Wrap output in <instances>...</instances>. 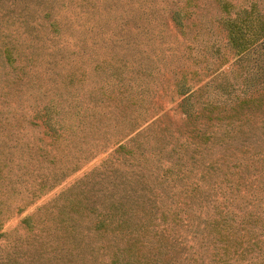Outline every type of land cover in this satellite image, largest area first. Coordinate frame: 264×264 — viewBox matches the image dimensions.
Returning a JSON list of instances; mask_svg holds the SVG:
<instances>
[{"label":"rangeland","instance_id":"374dc122","mask_svg":"<svg viewBox=\"0 0 264 264\" xmlns=\"http://www.w3.org/2000/svg\"><path fill=\"white\" fill-rule=\"evenodd\" d=\"M253 2L264 13V0H0V121L8 116L4 128L5 121L0 123V211L9 215L0 232L17 228L12 231L24 237L23 217L74 189L105 162L104 167L125 168L131 149L139 163L126 171L145 174L157 203L170 206L188 197L186 188L197 170H190L192 164L229 154L222 158L228 167L206 172L201 192L191 195L193 209L182 211L186 221L174 229L183 226L186 251L201 244L207 264L217 233L206 228L201 216L220 198L219 186L233 198L226 201L228 210L247 208V188L225 185V178L234 176L231 165L239 164L245 152L234 150L241 146L235 140L242 133L231 132L213 152L193 158L188 130L206 124L185 119L183 111H197L207 98L231 102L241 91L245 62L237 60L224 20ZM7 50L13 55L7 57ZM184 90L193 92L181 105ZM35 112H47L57 129L42 121L31 125ZM133 124L135 131L120 141L126 147L117 152L112 140ZM263 126L252 123L243 129H255L258 147L264 143ZM206 127L214 130L208 144L220 140L223 125ZM182 161L188 164L182 167L187 170L183 178L176 175L177 166L163 174L168 165ZM75 164L79 167L61 178ZM102 186L94 183L87 190ZM41 189L46 191L17 212L27 200L23 197ZM232 216L239 227V215ZM252 219V240L263 239L264 227L252 232L257 227ZM243 261L231 259L232 264Z\"/></svg>","mask_w":264,"mask_h":264},{"label":"trees","instance_id":"16d2710c","mask_svg":"<svg viewBox=\"0 0 264 264\" xmlns=\"http://www.w3.org/2000/svg\"><path fill=\"white\" fill-rule=\"evenodd\" d=\"M224 25L228 40L238 55L237 60L245 62L242 89L231 102L207 98L197 111L186 109L183 112L185 119L193 118L197 121L194 123L204 121L202 124H206L188 130L187 135L194 139L192 142L195 144L193 158V154H201L204 150L213 152L214 146L221 144L223 138L229 140L231 132L242 133L235 140L240 141L241 146L235 145L234 150L245 152V155L239 164L231 165L235 169L230 174L234 176L226 177L225 185L227 188L246 187L249 195L247 208L238 205V210L233 212L226 208V201L232 200V196L219 186L220 198H214L211 210L204 217L201 216L206 220V228L217 233L207 264H232L231 259L244 260L243 264H264V238L256 237L255 241L249 234L250 227L255 226L251 222L254 216L257 227L252 232L258 229L263 231L264 227V143L258 147L253 142L255 129L252 133V128L243 130L247 124H264V13L253 2L249 7H241L235 16H228ZM6 54L9 57L11 50H7ZM188 91L181 92L183 97L179 104L184 105V100L190 99L193 91L186 94ZM43 113L35 112L29 118V123L39 125L42 121V126L55 131L57 128L51 124L49 114ZM42 116L45 118L42 119ZM7 119L6 115L3 119L5 123L0 121L3 123L1 128H4ZM218 124L225 127L223 134L220 140L208 144L214 130L209 129L208 132V128L204 127ZM134 127L135 124L131 125L112 140V144H118L117 152L126 147L120 141L135 131ZM188 143L185 144L187 147ZM181 147H185L184 144ZM228 155L221 153L206 159L201 166L192 164L190 170H197L186 188L188 197L184 202L170 206L157 203V192L154 193L147 186L149 180L145 174L138 170L126 171L139 163L138 156L131 149L123 160L125 168L104 167L105 162L85 174L74 189L61 191L36 211L23 217L19 224L25 230L24 237L21 233L16 236L12 231L17 228L0 232V238L5 237L0 245V264H204L206 253H200L201 244L192 251H186V242L180 232L183 226L178 227L176 233L174 229L186 221L182 211L193 209L191 195L201 192L207 178L206 172L218 170L222 164L228 167L222 160ZM174 164L163 169V174L177 166L174 168L176 175L183 178L187 171L182 168L185 163ZM78 167L79 164H75L68 168V173L62 172L61 178ZM3 182L0 178L1 186ZM94 183L104 186L87 190ZM45 191H31L27 198H22L27 200L17 208V212ZM232 213L239 215V227L233 223L236 220ZM2 215L0 211V228L1 222L9 218V215ZM241 229H245V232ZM250 252H254L253 256L248 255ZM256 255L259 256L254 261Z\"/></svg>","mask_w":264,"mask_h":264}]
</instances>
